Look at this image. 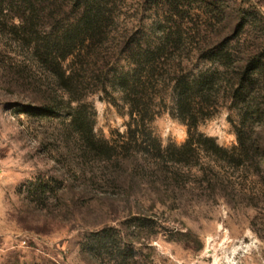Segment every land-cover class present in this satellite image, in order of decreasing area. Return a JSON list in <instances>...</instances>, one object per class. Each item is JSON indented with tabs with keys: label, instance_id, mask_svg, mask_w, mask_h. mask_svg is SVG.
I'll return each mask as SVG.
<instances>
[{
	"label": "rangeland",
	"instance_id": "374dc122",
	"mask_svg": "<svg viewBox=\"0 0 264 264\" xmlns=\"http://www.w3.org/2000/svg\"><path fill=\"white\" fill-rule=\"evenodd\" d=\"M101 1L115 23L79 73V102L0 28V264H264V0H177V12L166 0ZM162 33L171 52L132 119L118 80L142 72L125 49ZM221 48L235 68L256 64L243 89ZM202 74L215 85L182 149L178 84ZM77 113L94 150L69 127ZM101 233L117 246L97 248Z\"/></svg>",
	"mask_w": 264,
	"mask_h": 264
},
{
	"label": "trees",
	"instance_id": "16d2710c",
	"mask_svg": "<svg viewBox=\"0 0 264 264\" xmlns=\"http://www.w3.org/2000/svg\"><path fill=\"white\" fill-rule=\"evenodd\" d=\"M166 1L173 4V12H177V0ZM3 11L11 14L6 23L2 22V18L5 17ZM0 19V28L9 35L14 44L32 53L36 65L54 80L58 90L69 98V102L81 101L78 90L79 73H84L89 60L96 61L90 55H94L93 53L109 41L110 27L115 23L114 15L107 6L101 0H0ZM169 37L170 34L162 33L158 41L154 43L142 41L138 42L136 48L133 45H127L125 49L127 58L133 59L134 63L141 68L140 77L144 80L139 78L133 81L128 74L121 76L118 80L120 91L129 104V115L132 119L134 116L142 119L141 115L145 110L141 101L146 94L145 81L148 83L153 78L154 72L160 67V60L171 52ZM135 49L137 53L134 52ZM220 55H224L223 58L228 60L226 65L221 63V67L242 72L237 79L239 82L237 86L243 89L247 75L249 73L251 75L257 69L256 64L242 63L235 68L234 61H230L231 59L226 56L222 48ZM69 60H71L69 69H64V64ZM15 66L18 69L17 75L24 74L28 69L24 61L14 65V68ZM212 76L213 74L205 77L202 74L192 80L184 79L178 84L175 117L186 124L189 136L182 149L193 145L192 140L197 135L199 122L197 107L200 101L198 99L204 100L205 96L213 90L215 83ZM40 108L43 115L54 113L46 105ZM69 127L86 147L91 150L96 148L92 124L81 117V114L77 113L72 117ZM212 149L217 154L226 153L225 150L216 146H212ZM175 156L180 163L183 160L181 158H185L186 155ZM95 244L97 248H107L108 245L114 246L115 242L109 240L108 235L101 233ZM115 250L118 249L115 248Z\"/></svg>",
	"mask_w": 264,
	"mask_h": 264
}]
</instances>
